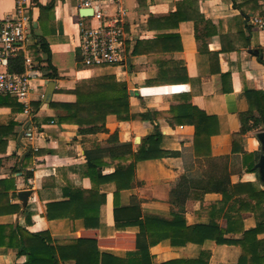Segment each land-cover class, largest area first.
<instances>
[{
  "label": "crops",
  "instance_id": "obj_1",
  "mask_svg": "<svg viewBox=\"0 0 264 264\" xmlns=\"http://www.w3.org/2000/svg\"><path fill=\"white\" fill-rule=\"evenodd\" d=\"M122 1L128 10L125 28L131 52L125 72L110 66L80 67L79 23L82 15L76 0H28L31 16L29 52L35 60L45 61L50 57L58 78L51 80L41 75L32 81L34 114L30 119L23 113L20 102L0 96V190L9 192L11 209L15 205L19 207L18 211L0 215V224L19 225L33 233L49 232L56 243L74 240L123 258L135 250L140 228L116 227L114 183L101 188V192L106 194V202L101 207L98 229L88 230L83 219H74L73 222L70 219L48 220L47 205L68 200L65 195L67 187L72 190H89L92 187L91 180L83 177L86 149L90 148L92 152L91 148L96 143L106 147L107 140L115 133L121 142L132 143L136 149L135 146L151 135L156 127L162 132L161 149L167 154L137 163L133 187L121 192L122 206H128L132 198H137L142 214L172 219L173 213H181L186 226H191L210 222V209L202 202L222 200L220 190L227 185L230 184L235 197L251 193L254 187L264 189L258 170L245 171L242 154L232 152V136L241 130L239 115L248 110L244 87L264 89V64L260 60H264V33L248 24L247 17L234 6L233 0H200L199 9L188 6L187 19L171 30L148 28L147 21L150 16H167L175 12L179 0ZM50 3L54 5V15L48 28L51 33L45 37L47 44L43 46L40 6ZM14 8L15 0H0V20ZM252 14L248 13L249 16ZM163 33H178L182 50L173 55L133 54L138 41L154 40ZM178 45L177 41L169 42L164 50H173ZM170 56L185 62L188 81L177 85L149 86L148 81L157 74L156 61ZM223 74L227 75L226 78ZM102 75H114L119 82L125 83L131 96V112L148 113L147 119L119 122L115 115H110L106 122L107 132L86 135L80 133L77 125L60 123L58 116L62 112L51 104L75 102L77 82ZM52 82V94L46 97ZM176 94L189 95L193 105L218 119V133L211 137L210 147L204 146L200 154L195 152L194 127L172 126L167 118ZM155 112L162 115L156 116ZM29 127L42 135L30 141L25 135ZM138 138L140 140L137 141ZM243 141L246 152H261L255 131L244 135ZM114 171V165H110L103 169V174ZM11 180L14 186L11 182L7 186L3 183ZM242 216L246 229L255 226L253 214L243 213ZM216 219L220 227L227 226L223 217ZM228 237L240 238L241 234ZM258 238H264V227L258 230ZM24 243L29 247L47 244V241L26 238ZM202 252H209L203 264H235L241 248L218 245L200 234H192L191 240L183 246H175L170 240H165L150 248L151 255L160 264L175 260L183 263L172 264H194L189 261L199 259ZM27 259L26 255H18L16 248L0 246V264H23Z\"/></svg>",
  "mask_w": 264,
  "mask_h": 264
},
{
  "label": "trees",
  "instance_id": "obj_2",
  "mask_svg": "<svg viewBox=\"0 0 264 264\" xmlns=\"http://www.w3.org/2000/svg\"><path fill=\"white\" fill-rule=\"evenodd\" d=\"M200 0H179L175 12L167 16H150L147 21L148 28L161 30L176 29L182 21L187 19L188 6L199 9ZM234 6L242 15L248 17L249 12H257V0H233ZM40 23L43 31L41 41L47 44L45 37L51 32L48 30L51 18L54 15L53 3L40 6ZM198 26V23L196 21ZM180 35L178 33L159 34L154 40L138 41L133 48L134 55L141 53H161L173 55L182 50ZM200 39L197 34V40ZM178 42L173 50H164L169 42ZM49 56L50 51L47 49ZM80 59V58H79ZM264 64V60L260 58ZM40 64L42 75L55 80L58 78L56 68L52 65L50 57L47 60H36ZM101 68V67H100ZM11 69L16 72L24 70L23 54L20 53L11 63ZM156 77L148 81L149 86H166L184 84L188 81L186 64L183 60L174 57L160 58L155 65ZM227 75L223 74V78ZM227 91L226 89H224ZM248 101V110L240 113V132L232 136L233 154H242V163L245 171L256 172L255 165L260 158V151L246 152L244 150V135L250 131L260 130L264 127V89L256 90L244 87ZM76 100L73 103H53L51 106L60 112V123L74 124L79 127L80 133L86 135L98 132H107V117L115 115L119 122L147 119L148 113L133 114L130 105V93L125 83L119 82L114 75L95 76L79 80L75 88ZM168 120L172 126L190 125L195 129L194 147L197 154L202 153L204 146L210 147V139L218 133V119L209 116L203 110L193 105L191 98L186 94H176L175 101L171 102L168 111ZM155 115L162 113L155 112ZM163 135L158 127L145 137L134 149L132 143L119 140L118 133L113 134L106 147L96 143L86 149L87 162L84 166L83 177L91 180L89 190L67 187L65 193L68 200L54 202L47 205V219H83L88 230L98 229L101 207L106 202V194L101 192L103 185L114 183V219L117 228L126 226H139L140 232L136 235V248L127 253L126 257H118L106 252H100L78 241L56 243L49 232L33 233L19 225L0 224V246L16 248L18 255H26L27 261L23 264H65L73 261L74 264H160L150 253V248L158 243L170 240L172 245H186L192 234H200L204 239L215 241L218 245H236L241 248V255L235 264H264V238H258V230L264 227V189L254 187L247 195L235 197L232 187L227 185L220 192L222 200L214 203L202 202L210 209L208 214L211 220L207 224L186 226L185 217L181 213H173L172 219L155 214H142L140 201L132 198L128 206L120 202L121 192L134 185L136 165L140 161L159 159L167 152L161 149ZM208 153V152H207ZM114 165L112 174H103V169ZM13 184V180L4 181ZM203 201V200H202ZM9 192L0 190V215L18 211L19 207L11 209ZM9 208V209H8ZM243 213H251L255 219V226L246 229L243 222ZM223 217L227 221L225 228L220 227L216 218ZM241 234L240 238L228 235ZM26 238H40L47 244L25 246ZM88 239V238H84ZM94 239V238H92ZM209 252H202L197 260L189 263L203 264ZM180 262L182 261H174ZM172 261L162 264H172ZM185 263V262H184Z\"/></svg>",
  "mask_w": 264,
  "mask_h": 264
},
{
  "label": "built area",
  "instance_id": "obj_3",
  "mask_svg": "<svg viewBox=\"0 0 264 264\" xmlns=\"http://www.w3.org/2000/svg\"><path fill=\"white\" fill-rule=\"evenodd\" d=\"M259 9L247 17L248 24L264 33V0H257ZM79 10H91L81 16L80 61L85 69L118 67L124 72L129 67L131 52L128 49L126 19L128 10L122 0H76ZM30 4L28 0H15L14 11L0 20V96L12 98L23 106L30 119L32 81L42 75L40 64L29 52ZM23 54L24 70L11 69L12 61ZM26 137L33 141L42 133L27 128Z\"/></svg>",
  "mask_w": 264,
  "mask_h": 264
},
{
  "label": "water",
  "instance_id": "obj_4",
  "mask_svg": "<svg viewBox=\"0 0 264 264\" xmlns=\"http://www.w3.org/2000/svg\"><path fill=\"white\" fill-rule=\"evenodd\" d=\"M91 10H81V15H87L90 16L91 15ZM54 83H50L49 88L47 90L46 93V97H49L52 94L53 91V87ZM131 94L133 95L134 92H131ZM257 137L261 143V154H260V158L259 161L257 162V164L255 165V168L258 170L259 175H260V180L262 181V183L264 184V131H261L257 134ZM140 140L139 138L137 139V141Z\"/></svg>",
  "mask_w": 264,
  "mask_h": 264
},
{
  "label": "rangeland",
  "instance_id": "obj_5",
  "mask_svg": "<svg viewBox=\"0 0 264 264\" xmlns=\"http://www.w3.org/2000/svg\"><path fill=\"white\" fill-rule=\"evenodd\" d=\"M78 64L80 65V67H82V68H85L84 66H83V64L81 63V61H80V59H78ZM261 131H264V127H262L260 130H255V132L258 134L259 132H261Z\"/></svg>",
  "mask_w": 264,
  "mask_h": 264
}]
</instances>
